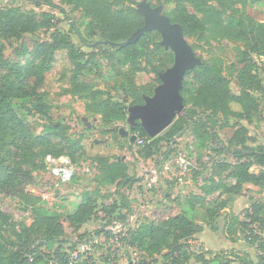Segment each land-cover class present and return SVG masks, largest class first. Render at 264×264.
I'll return each mask as SVG.
<instances>
[{
    "label": "rangeland",
    "instance_id": "obj_1",
    "mask_svg": "<svg viewBox=\"0 0 264 264\" xmlns=\"http://www.w3.org/2000/svg\"><path fill=\"white\" fill-rule=\"evenodd\" d=\"M41 1L42 4L37 7L32 0H0V9L18 8L38 19L42 13H49L52 16L51 26L38 27L25 32L19 38L9 34H0V51L2 52L0 86L5 83L10 86L16 85L20 83L19 81L25 80L28 82L27 89L31 94L16 101L15 109L23 125L19 131V138L17 135L11 136V133L8 134L7 131L5 133L7 143L0 150L1 163L10 164L14 169L13 179L10 182L7 181L3 187L0 185V213L8 217V219H0V223L6 225L3 228L6 232L4 234L0 232V240L4 242L7 239H14V228L32 223L34 209L30 205H26L20 198L25 191H29L45 199L41 201L38 198L35 209L42 207L41 209L50 212H58L65 219H63L65 235L62 244L44 245L40 249V253L44 255L46 253L49 257H53L56 248L62 252L69 250L75 240L91 239L94 242V250L88 255V259L80 264H130L135 259L144 260L148 264H166L163 254H149V243L142 249L132 247L127 240L129 230L141 221L158 223L181 213L186 214L198 224L208 226V221L212 220L210 219L211 210H216L218 207L215 195L213 193L205 201H195V203L189 204L187 200L192 193L186 195L187 191L174 189L175 183L181 184L178 181L179 171L176 170V166L174 165L170 170L163 169L165 164L163 159L169 160L176 150L168 153L169 146L163 142L156 150L155 156L146 159L139 153L142 147L131 142L128 136L124 137L119 133L121 127L133 133L127 121L128 112L124 120L107 125L103 122L100 114L86 110V99L71 93L73 84L77 81L84 82L92 87L102 89L104 91L102 97L113 101L122 99L124 96L117 89L116 76L120 71H126L128 68L123 62L124 55L123 53L114 55L108 53L105 56L94 46H84L78 36L70 31L71 20L68 15L76 21L83 33L87 31V23L92 21L91 18L85 17L77 11L71 12L73 7L63 0ZM140 1L126 0L125 3L136 8ZM208 4L221 11V13H217L212 22L205 21V13L188 2L183 1V5H179L173 1L163 5L167 15L170 13L177 16L180 12L186 11V13L205 21V30L196 36L186 37L197 55L207 61L218 60L222 63L232 92L239 94L241 86L237 79V72L230 66L237 62L238 54L241 51H250L251 44L219 34L221 27H224L232 16L239 17L241 13L235 10L222 12V7L217 0H209ZM235 7L242 8L241 5ZM247 7L250 14L264 22V0L248 2ZM57 34L70 36L71 44L65 48L55 49L50 54L46 53L40 45L53 41V36ZM154 34L156 33L154 32ZM151 47L153 48V46ZM148 60L147 56L143 59L142 65L150 70ZM257 61L264 79V57H259ZM155 78V73L151 71L140 74L142 82L155 80ZM188 82L191 92L196 93V85L191 77L188 78ZM256 95L259 97L260 116L254 118L250 123L244 121V124L250 128L251 134L257 139L256 142L249 141L248 144L264 145V101L260 99V93H256ZM35 101H41L50 106L49 118L34 114L32 105ZM186 111L185 108L184 113ZM208 114L198 109L196 115L198 118L207 117ZM83 117H87L91 127H88ZM52 122L66 125L73 138H82L83 150L72 151L73 155H71L70 150L72 149L65 141L51 135L47 136L45 126ZM163 133L164 131L161 135ZM95 138L107 139V142L97 144L94 143ZM204 141L197 151L186 146L182 150L194 161L191 169L187 171V175L185 174V178L183 176L184 184L187 187L192 184L189 183L190 178L198 179L197 176H200L208 181L210 171L218 176L229 175V171H225L221 165L213 162L216 159H211L214 150H216L215 143L208 138H205ZM179 146L180 143L176 149H179ZM49 154H69L72 157L76 167L72 181L66 184L58 183L45 163ZM218 157L224 159V164L227 165L237 161L229 153ZM118 158L126 163L125 172L130 176H135L134 184L119 187L117 182L121 179L116 180L114 184L109 182L113 175L109 172L108 166ZM208 163L211 164L208 165ZM155 166L159 168L160 179L156 184H153L151 189H148L150 169ZM162 183L163 185L169 184L168 188L161 189ZM58 190L59 194H57ZM167 190L173 191L168 199L165 195ZM243 190L247 195L259 197L256 188L244 186ZM86 193L92 194L96 200V216L83 224L79 232H75L68 222L67 216L76 211ZM235 198L237 197L235 196ZM127 209H129L128 213ZM124 214L127 217L131 215L129 221L123 218ZM222 214L218 212V216L215 217L216 225L219 224V217ZM116 223L124 224L119 232L122 238L118 242H115L112 230H109ZM105 229L108 232H104ZM225 231L226 229H223L224 235H226ZM262 235H264V230ZM185 241L189 246L188 249L195 253L204 252L209 248L195 236ZM37 244L35 242L34 245ZM247 245L249 252L246 251L248 248L244 247L246 250H242L243 255L247 254L250 257L253 255L257 259L259 253L257 247L249 243ZM3 250L8 251L7 248ZM192 259L188 264H198L195 258Z\"/></svg>",
    "mask_w": 264,
    "mask_h": 264
},
{
    "label": "trees",
    "instance_id": "obj_2",
    "mask_svg": "<svg viewBox=\"0 0 264 264\" xmlns=\"http://www.w3.org/2000/svg\"><path fill=\"white\" fill-rule=\"evenodd\" d=\"M32 1L37 7L42 4L41 0ZM63 1L73 7L71 12H80L92 20L87 23V31L83 33L76 21L68 15L71 20L69 23L70 31L78 36L84 46L97 40L124 41L144 23V17L136 11L133 5L126 4V0ZM148 1L153 6L166 5L173 1L179 5H183V1L188 2L205 13V21L207 22H212L217 13H221L217 8L208 4L209 0ZM217 1L222 7V12L235 10L241 13L239 17L232 16L231 20L224 27H221L219 35L251 44L250 51H241L238 54L237 62L230 66L237 72L241 92L239 94L232 92L230 81L220 61H207L201 57L202 63L194 69L188 70L184 79L181 92L184 97L186 113L176 117L173 123L164 130V133L157 137H149L140 125L136 126L133 133L137 134V139L146 137L150 140V143L139 145L142 147L139 153L146 159L154 157L156 150L163 142L169 146L168 153L177 151L176 148L180 143L178 139L187 133H191L193 139L191 143L186 144V147L192 144L196 151L198 147L201 148V144H204L205 138L213 141L216 150H214L211 159H216L213 162L221 165L224 170L229 169L227 177L234 178L236 182L227 183L224 180H213L205 184L204 191L206 194H213L217 190L221 191L216 199V206L218 207L216 210H211L210 214V219L214 222L209 220L207 225L211 230L218 229L215 217L218 216L220 209L228 206L230 201L228 194H240L245 184L256 186L259 197L251 196L254 201L244 211L241 218L233 212L226 215L225 232L226 237L231 241H236L238 234L242 233L250 245L257 247L259 253L258 258L254 260L249 255H243L236 251L220 250L200 253L190 251L185 240L202 231L203 226L182 213L158 223L141 221L129 230L127 240L132 247L142 249L149 243V254H163L166 264H188L192 258H195L198 264H264V236L262 235L264 230V145L248 144L249 141L256 142L257 139L251 134L250 128L244 124V121L250 123L254 118L260 116L259 97L256 93H260V99L264 101V79L257 61L259 57H264V22L248 12V2H256L257 0ZM237 5H241L242 8L235 7ZM168 15L173 22L182 24L186 36H196L206 29L205 21L186 13V11L180 12L177 16L170 13ZM51 19L52 16L49 13H42L38 19L18 8L0 9V34H9L19 38L25 32L35 30L38 27L51 26ZM71 40L70 36L57 34L53 36V41L44 42L40 47L50 54L55 49L67 47L71 44ZM160 40L161 34L154 30L145 33L136 43L126 47L112 48L106 44L94 45V48H98L105 56L108 53L111 55L123 53L124 65H127L128 68L126 71H120L116 76L117 89L124 96L122 99L113 101L102 97L104 94L102 89L79 81L73 84L71 93L83 96L87 101L86 110L100 114L105 124L111 125L116 121L124 120L128 107L143 103L145 94L152 95L154 88L160 83L159 73L166 70L174 61V53L170 49L166 50L161 45ZM147 56L149 57L150 70L142 65L143 59ZM1 57L2 52L0 51V59ZM149 71L155 73V80L142 82L140 74ZM190 77L195 82L196 93L190 90V83L188 82ZM19 82L16 85L10 86L5 83L0 86V150L7 143L5 139L7 131L8 134L11 133V136L17 135L19 138V131L23 128L15 109L16 101L31 94L27 89L28 82L25 80ZM127 102H129L128 105ZM32 107L35 115L49 118L51 110L49 105L35 101ZM198 109L209 114L207 117L197 118ZM45 127L47 136L51 135L56 139H61L70 146L71 155H73L72 151L83 150L82 138H73L66 125L52 122ZM8 137L10 138V136ZM135 144H137V140ZM228 153L237 159L235 163L224 164V159L218 157ZM59 155L62 154L56 156ZM126 167V163L121 158L111 163L108 168L113 177H110L109 182L114 184L116 180L121 179L117 182L118 184L116 183L119 187L134 184L136 178L125 172ZM13 170L12 165L2 164L0 161V185L2 187L7 181L10 182L13 179ZM225 195L227 196L224 197ZM20 198L26 205L33 207V221L29 225H20L18 228H14V239H7L4 242L0 240V264H68L67 250L61 252L59 248H56L53 257H49L46 253L45 255L40 253V249L44 245L62 244L64 241L63 215L41 209L42 207L35 209L38 198L44 201L40 195L37 196L25 191ZM205 200H207V196L192 194L188 197L187 202L193 204L195 201ZM95 202L93 195L86 193L76 211L67 216V220L75 232H79L83 224L96 216ZM126 217L124 214L123 218ZM1 218L8 219L3 213H0ZM5 227L6 225L0 223L2 234L6 232L3 229ZM104 232H108V230L105 229ZM35 242L38 244L34 245ZM5 248L8 249L7 252L3 250ZM31 256H33V260H30ZM130 264L148 263L140 260L132 261Z\"/></svg>",
    "mask_w": 264,
    "mask_h": 264
},
{
    "label": "water",
    "instance_id": "obj_3",
    "mask_svg": "<svg viewBox=\"0 0 264 264\" xmlns=\"http://www.w3.org/2000/svg\"><path fill=\"white\" fill-rule=\"evenodd\" d=\"M136 11L144 17V23L138 27L124 41L97 40L88 43L89 46L96 44H106L112 48L126 47L136 43L145 33L158 31L161 34L160 43L166 50L174 53V61L166 70L159 73L160 83L154 88L152 95H144V102L133 104L128 107L127 121L131 131L140 125L151 138L157 137L167 127H169L176 117L185 111L184 97L182 89L184 79L188 70L194 69L202 63V58L197 55L191 43H189L183 26L179 22H173L169 15L164 12V5L153 6L148 0H141L136 7ZM88 127L91 125L87 117H83ZM119 133L129 136L131 142L137 140L136 133H130L121 127ZM107 139L95 138L94 143H106ZM59 190L57 194H59Z\"/></svg>",
    "mask_w": 264,
    "mask_h": 264
},
{
    "label": "crops",
    "instance_id": "obj_4",
    "mask_svg": "<svg viewBox=\"0 0 264 264\" xmlns=\"http://www.w3.org/2000/svg\"><path fill=\"white\" fill-rule=\"evenodd\" d=\"M186 138H187L186 134H184L181 138H179L180 146H182V147L186 146V141H187ZM225 171H228V170H225ZM186 175H184V178ZM184 178H183V181L181 182V184H179L178 182L174 184V189L176 188V190L183 191V192L187 191L186 195H189L190 193L198 194V195H204V196H207V199H209L210 195H212V194H206L204 191V187H205V184L207 182L210 183L213 180L214 181L224 180L227 183H235L236 182V180L234 178L227 177V175L226 176L225 175H219L218 176V175H215V173H213L212 171H210V173H209V180L208 181H205V179L201 178L200 176H197L198 179H191L190 178L189 183H192L190 185V187L185 186ZM168 186H169V184L163 185V183H162L161 189L163 187L168 188ZM170 186H173V184H170ZM244 186L245 187L247 186V188L258 189L256 186H254L252 184H245ZM192 190H194V192H192ZM170 194H173V191L171 192V191L167 190L165 192L167 199L170 197ZM220 194H221L220 190L219 191L217 190L214 192L215 201L219 197ZM228 195H230V201H229L228 206L220 209V211H219L220 213H223V214L221 215V217H219V224H217L218 230L213 231V230L209 229L208 226L202 225L203 230L198 232L195 235V237L198 238L199 240L203 241L207 246H209V248L207 247L208 250H206V251H220L223 249V250H228V251H236L240 254H243L242 250L243 251L246 250L244 247L248 246L247 245L248 242L246 241L244 236H242V233L238 234L239 237L237 236L236 241H231L226 237V235H224L223 229H226V219L225 218L229 212H233L235 215H238L241 218L244 211L251 206V204L253 203L254 200L251 198L250 195H247L244 192V190H242V192L240 194H234L233 193V194H228ZM226 196L227 195H225L224 197H226ZM235 196L237 198H235ZM175 200L178 201V199H175ZM240 235H241V237H240ZM246 248H248V247H246ZM246 251L249 252V248ZM251 258L256 260L253 255ZM191 260H193V259H191Z\"/></svg>",
    "mask_w": 264,
    "mask_h": 264
},
{
    "label": "built area",
    "instance_id": "obj_5",
    "mask_svg": "<svg viewBox=\"0 0 264 264\" xmlns=\"http://www.w3.org/2000/svg\"><path fill=\"white\" fill-rule=\"evenodd\" d=\"M188 135V136H187ZM187 141L186 144L191 143L193 139V135L191 133H187ZM181 138V137H180ZM178 139V138H177ZM190 139V141H188ZM179 141V139H178ZM145 143H150V140H148L146 137H140L137 139L138 145H143ZM190 149H194L193 145L190 144ZM185 149V147L179 146V149L175 151V153L172 155V157L169 160H164V168L166 170H170L174 165L176 166V170L179 171V177L178 181L182 182L183 176L191 169V167L194 164V161L188 157V155L184 154L182 150ZM45 162L48 166V169L50 170L51 174L57 179L58 183H69L72 181L75 172L76 167L75 163L73 162L72 158L67 154H62L59 156L56 155H47ZM158 167H152L150 169V177L148 182V189H151L153 184H156L160 179V174L158 171ZM45 200V199H44ZM128 213V212H127ZM131 218V215H128L126 217V221H129ZM126 223V222H125ZM124 227V224H114L111 229L112 235L115 240V242H118L121 240L122 236L119 232H121V228ZM93 240L91 239H82V240H75L73 246L67 250L68 253V264H80L82 261L84 262L86 259H88V255L93 252ZM30 260H33V256L30 257ZM138 259L133 260V262H137Z\"/></svg>",
    "mask_w": 264,
    "mask_h": 264
},
{
    "label": "flooded vegetation",
    "instance_id": "obj_6",
    "mask_svg": "<svg viewBox=\"0 0 264 264\" xmlns=\"http://www.w3.org/2000/svg\"><path fill=\"white\" fill-rule=\"evenodd\" d=\"M129 137V136H128Z\"/></svg>",
    "mask_w": 264,
    "mask_h": 264
}]
</instances>
